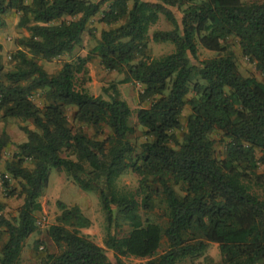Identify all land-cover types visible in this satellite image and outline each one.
Instances as JSON below:
<instances>
[{"label": "trees", "instance_id": "obj_1", "mask_svg": "<svg viewBox=\"0 0 264 264\" xmlns=\"http://www.w3.org/2000/svg\"><path fill=\"white\" fill-rule=\"evenodd\" d=\"M12 10L29 35L12 53L11 69L0 57V113L5 120H32L35 128L23 127L27 140L1 173L9 196L17 194L10 179L20 181L23 203L9 218L0 202V264H21L27 239L39 228V198L53 168L82 190L99 192L108 221L104 244L116 263L82 234L91 220L79 206L59 203V221L47 233L60 250L47 254L45 264H123L122 256L146 259L143 264H179L203 255L211 243L219 245L218 264H264V172H258L264 162V81L244 76L227 44L236 38L264 77V0H0V16ZM100 13L109 28L92 52L54 74L39 63L73 53ZM160 14L173 28L156 30L152 38L172 42L175 49L154 57L149 30ZM199 46L217 56L199 60ZM94 56L106 69L124 73L122 83L143 87L139 100L149 105L137 111L144 129L139 146L129 139L135 132L132 109L117 86L109 99L85 87L89 78L80 74H88ZM38 91L43 106L32 98ZM70 107L77 129L68 120ZM81 125L106 135L92 137ZM214 133L225 138L223 158L216 155ZM10 143L8 133H0V160ZM127 169L140 177L141 201L138 192L117 185ZM157 200L165 205V226L140 215ZM121 218L132 230L118 237L112 227ZM164 239L167 247L158 253Z\"/></svg>", "mask_w": 264, "mask_h": 264}, {"label": "rangeland", "instance_id": "obj_2", "mask_svg": "<svg viewBox=\"0 0 264 264\" xmlns=\"http://www.w3.org/2000/svg\"><path fill=\"white\" fill-rule=\"evenodd\" d=\"M28 2V0H24ZM243 2H251L257 0H242ZM175 15L181 19L182 13L179 9L173 8ZM102 13L95 16L89 23L86 31L83 34L82 43L71 54H64L58 56L51 61L39 60V63L51 74L57 73L62 65L67 61L75 62L78 57H85L92 52L93 47L98 43L101 32L108 29L109 26L100 21ZM20 14L15 10L10 11L7 16H0V39H5L7 45L6 48L3 45V49L0 51L1 64L5 69H11L13 63L11 62V55L18 49V42L22 37L28 36L29 32L25 28L18 27ZM172 24L165 18L163 14H160L159 21L156 25H153L149 30V51L154 57H160L167 55L174 51L175 45L172 42H155L152 38L153 33L156 30H171ZM230 49L235 53L236 62L239 67V71L244 76H255L257 79L264 81L263 75L257 70L255 63L249 60L247 56H244L236 38L230 37L227 41ZM199 60H206L211 57L217 56V52L207 50L202 46H199ZM198 64V61H194ZM88 74H80V77L89 78L85 83V87L90 93L94 95H101L106 99H109L113 94V85L117 86L120 92L121 98L127 101L132 109V115L129 119V124L135 127V132L129 136L131 142L136 146H139L144 141L143 127L139 124L137 119V111L140 107L148 106L149 103L141 102L139 100V94L142 92L143 87L137 82L122 83L124 79V73L119 71H111L106 69L99 57L94 56L88 63ZM188 97H191L189 95ZM33 100L40 106H43L42 92L38 91L33 95ZM75 108L70 107L67 110L68 120L71 126L75 129L78 128V124L74 121ZM191 110L187 107L183 111L182 122L185 125L188 115ZM29 127L34 129L32 120H21L17 118L3 119L0 113V133L6 131L11 138V143L4 148L2 158L0 160V202L3 203V213L9 217H16L18 210L23 203V197L18 193L21 190L20 181L18 179H10L11 185L17 189V194L14 196L7 195L5 188L3 187L1 180V173L4 170L5 162L11 158L12 155L18 150L17 146L27 140V134L23 130V127ZM82 130L88 133L92 137L103 139L105 135H95L94 129L89 126L81 125ZM109 131H107L108 133ZM181 133V132H179ZM215 140L216 155L220 158L225 156V138L221 133H214L212 135ZM257 157H262V152L257 151ZM258 172H264V162H259ZM119 188L132 192H138V199L141 201L143 197V190L140 189V177L131 169H127L119 177L117 181ZM180 186H177V189ZM261 192V190H258ZM39 202L41 204L40 210L36 213L38 230L33 233L26 241L23 253L21 256V264H45L46 256L49 253L59 252V247L54 243L47 233L49 226L58 223V217L62 213V208L59 203H64L68 207L79 206L82 213L91 220L90 226L82 228L81 232L90 240L104 247L107 251L109 258L116 263L115 253L113 250L108 249L104 244V238L107 234L108 221L106 212L102 206L99 192L96 190L84 191L82 190L64 171H59L53 168L50 173L49 183L44 188ZM140 215L142 219L155 221L162 226H165L166 215L165 205L161 201H156V206L152 211L146 212L140 209ZM132 230V226L129 221L119 219L118 222H114L112 232L118 237L127 235ZM6 237H3L5 240ZM2 240H0L1 245ZM38 242V244H36ZM38 246V247H36ZM167 247L166 239L163 240L162 246L158 253H161ZM123 264H143L146 259L136 258L133 256L120 257ZM222 260V254L217 243L209 244L207 250L203 255L196 258H188L182 260L179 264H218Z\"/></svg>", "mask_w": 264, "mask_h": 264}, {"label": "crops", "instance_id": "obj_3", "mask_svg": "<svg viewBox=\"0 0 264 264\" xmlns=\"http://www.w3.org/2000/svg\"><path fill=\"white\" fill-rule=\"evenodd\" d=\"M5 16H7V15H5ZM4 44H6L5 39L4 38L3 39H0V45L2 46V49H3V45ZM4 46H5L4 48H6L7 45H4Z\"/></svg>", "mask_w": 264, "mask_h": 264}]
</instances>
